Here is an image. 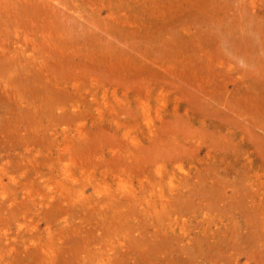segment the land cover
<instances>
[{"label": "rangeland", "instance_id": "obj_1", "mask_svg": "<svg viewBox=\"0 0 264 264\" xmlns=\"http://www.w3.org/2000/svg\"><path fill=\"white\" fill-rule=\"evenodd\" d=\"M68 1L70 3L73 1L76 7L82 6L83 9H80L82 12L88 5V9L84 11L86 13L89 10L88 13L75 16L77 13L69 8L74 4L70 6ZM77 1L78 5L75 0H66V5H62L63 0L62 2L59 0L58 7L56 0H52L53 3L55 2L56 9L62 8L63 11L62 14V11L57 9L58 14L56 18L54 17L55 30L56 32L58 30L60 34L66 26L64 29L69 36L64 35V38L69 37L68 43H75L73 45L75 48L78 44L82 46V49H80L81 46L77 48L81 55L75 51L78 58L74 53L70 54L71 51L66 53L67 58L63 57L65 55L63 53L56 54V58H53L49 56L51 53L47 52L48 59H45V63L42 62L44 59L40 58L38 62L34 60L38 63L36 65L34 61L31 62L32 57L28 58L32 51L30 48L27 52H23V55L20 50L13 52L14 55L17 53L16 59H12V55L7 56L6 60L12 56L7 64L5 63L8 61L0 59V142H3L0 143V173L2 174L0 180L4 183L0 181V201L5 198L1 192V186L4 185L3 191L6 198L3 201L6 204L7 201L9 204L13 202L11 205L8 204L10 207L7 205L5 208L6 204L3 201L1 202L4 204H0V245L6 247V243L11 240L21 243L23 236L27 243L31 240V236L39 241V236L45 233L43 229L47 227L50 216L53 227L56 228L57 245H61L59 251L64 253L68 249L70 252L67 254L73 255L76 264L78 262L81 264L77 259L83 254H88V258H91L96 252H92L93 248L104 247L102 249L106 250L112 245L117 246L120 238L128 240L135 248L139 255L138 259L146 261L148 258L151 264H170L173 263L170 262L172 257L178 258L177 264H264V230L260 227L262 219L254 213L257 211L251 206L253 200L251 196L255 189L252 184L256 180L259 181L260 175H264V0ZM80 2L85 5H80ZM90 2H97L98 6ZM127 2L130 5L129 3L127 5ZM61 5L66 9H63ZM93 6L96 7L94 11L96 13L88 16L92 14L90 10H95ZM141 6L145 8L142 7V9ZM78 8L76 12L79 11L78 14H80L81 11ZM112 9L114 10L111 11ZM121 9L124 10L120 14ZM71 11L75 14L72 15ZM99 12H101L99 15H102L101 19L106 20L107 23L108 16L115 14L114 18L110 17L109 22H113L112 26L122 22L124 25L114 26L115 28L110 23L106 25L102 22L103 20L99 21L100 16L96 15ZM13 14L15 12L11 10L12 21L5 22V16L2 17L4 22L0 20V35L3 36H0V40L2 38H5L3 39L5 41L11 40L33 30L31 32L37 33L39 41L42 40L39 49L45 52L42 49L45 47L42 46H46L47 41L42 39L41 29L32 26L33 28H27L29 32L25 31L24 25L28 19L20 17L21 23H17L16 19L12 18L21 15L18 14L15 17ZM82 14L87 18L92 17L88 19L91 23L93 22L94 27L98 28L97 25L101 27L94 29L89 20L81 17ZM116 14L119 19L117 24ZM94 15L96 19L93 18ZM65 17H69L68 20ZM131 18L136 24L133 25ZM58 19L64 21L63 23L66 22L61 26L62 28L59 27L62 22ZM94 22H97V25ZM87 24L92 26V31L98 30L96 31L98 35L93 34L96 33L94 31L92 36ZM108 25L112 27L113 32L107 29ZM130 25L133 26L129 27ZM70 27L76 29L72 30L75 31L72 36L69 33ZM46 28L49 27L46 26ZM101 28L104 33L100 30ZM110 32L113 34L109 35ZM101 35H105L106 41L105 37L102 40ZM120 38H123L121 42H119ZM125 41L127 44H124ZM27 45L31 46V44ZM86 49L101 60L92 63L93 59L85 56L90 55ZM24 56L28 58L30 64ZM18 58L25 60L28 65L23 60L20 63L21 60ZM49 59L50 62L46 61ZM86 59L87 62H85ZM107 59H109L108 64L105 62ZM127 59L130 60L127 61ZM118 60H121V63L124 61L123 65L127 63L123 66ZM10 61L11 66H7L11 63ZM40 61L43 64H40ZM54 61L58 64L53 63ZM15 62H18L20 67L15 66ZM50 64H55V67ZM60 64L63 66L61 67ZM27 66L32 69H28ZM44 66L48 69L42 70ZM58 66L60 67L57 69ZM54 70L57 71L54 72ZM31 74L33 75L29 76ZM10 76L12 78H9ZM33 76L35 82L31 81L34 80ZM25 77L32 79L28 81ZM56 78L59 80L56 81ZM30 82H32L31 85ZM19 88L22 90L20 91ZM5 90L9 93L7 94ZM11 90L13 93H10ZM16 90L18 94L15 93ZM206 92H212L214 95V97L211 96L212 101L210 95L205 99ZM15 96L21 99V103L17 102ZM25 97L28 98L23 99ZM247 101H252L250 103L252 106ZM212 102L216 107H212L214 105ZM243 102H247V105L243 104L246 107L242 105ZM13 103H17L19 108ZM105 103L108 104L109 109ZM112 103L113 106H110ZM219 103L223 104V107ZM76 104L80 110L75 106ZM228 104L232 106L229 105L228 108ZM242 106L245 111L246 108L248 109V115L251 116V120L253 119L249 121L250 123L245 120L250 116L238 114L239 110H243ZM22 115L25 116L22 117ZM146 115H150L153 123L156 124L154 128L158 132L154 131L155 135L147 127ZM10 116L9 120L13 122L11 125L12 122L8 121ZM8 124L10 127L7 126ZM18 127H20L19 130ZM146 133H149L148 136ZM225 133L229 134L226 136ZM134 137L142 144H139L138 148H134L131 143ZM196 139L199 146L192 144ZM128 147L129 151H127ZM210 149L211 154L207 152ZM131 152L132 157L128 159ZM192 158H196L197 162H191ZM67 164L69 167L66 169H70V172L75 174L74 178L78 179L76 182V187L79 184L78 191L82 189L87 196L86 200L79 199L80 202L85 200V203L80 204L79 201H74L70 204L71 207L68 201L62 203L61 190H59L62 187L61 179L64 178L61 173L64 170L62 167ZM181 165L185 168L184 174H180L183 171L180 169ZM134 169L136 171L148 169L149 173L155 175H159L157 170L164 173L167 176V190L171 187L168 184L170 180L168 173L171 170H177L179 175L184 176L177 179V174L174 177L181 191L173 194V202L166 204L165 208L153 209V214H149L153 219L146 210L142 209V205L133 203L130 207L122 206V198L108 200V194L104 192L105 187L114 188L118 182L124 181V184H131L134 176L135 181L131 186L138 185V176ZM129 170H134V175L130 174ZM10 173L12 178L14 174L18 179L13 180ZM121 177L124 179L119 180ZM261 177L264 178V176ZM27 184L32 189L31 192L28 186L23 187ZM94 184H99L98 188L103 192L95 191ZM55 188L58 190L55 191ZM50 191L59 195L55 194V197ZM78 191L75 194H79ZM9 198L13 201L8 200ZM46 199H50V202ZM52 201L56 203L51 204ZM65 206L71 209H65ZM124 211H129L131 215L127 216ZM204 211L223 217L234 216V220L231 221L233 223L231 233H233L228 240L222 241L220 245L206 244L193 247L194 250L191 247L188 255L178 244V237L173 239L174 234L167 235L163 229L161 231V225H168L176 218L194 219L192 224L196 226L205 216ZM69 217L71 222L67 223L65 218ZM21 227L24 228L19 231ZM136 227H141L144 234H141L139 230L136 232ZM198 229H201L200 226H196V230ZM20 232L23 236L18 235ZM8 235H12L11 240L4 238ZM161 242L166 244L164 252L156 254ZM173 242L176 244L173 245ZM252 242H259V245L255 248ZM6 249L10 250L9 247ZM26 252L22 251L20 255L14 253L24 257L27 255Z\"/></svg>", "mask_w": 264, "mask_h": 264}, {"label": "bare ground", "instance_id": "obj_2", "mask_svg": "<svg viewBox=\"0 0 264 264\" xmlns=\"http://www.w3.org/2000/svg\"><path fill=\"white\" fill-rule=\"evenodd\" d=\"M55 1V0H54ZM58 1L59 0H56V5L58 4ZM61 2H62V0H60ZM66 0H63V2H62V5L63 4H65L66 5V2H65ZM83 1V0H82ZM90 1V0H89ZM91 1H93V0H91ZM96 1V0H95ZM99 1V0H98ZM138 1H140V0H138ZM145 0H143V2H144ZM147 1V0H146ZM256 1V0H255ZM75 2L77 3L78 1L77 0H75ZM100 2V1H99ZM103 2H104V0H103ZM103 2H101V4H103ZM125 2V1H124ZM149 2V1H148ZM152 1H150L149 3H151ZM55 3V2H54ZM54 3L52 2V0H0V20H4V19H2V17H4L6 20H4L5 22H7V20H8V22H9V20H11V16L12 15H10V12H11V10H12V12H13V10H14V12H15V14H13L15 17L16 16H18V14H20L21 16H19V17H17V18H12L13 20H15L16 19V21H17V23H19L20 22V20H19V18L21 17H24V19L26 18V19H28L27 21H26V23H25V25H24V29H25V31H27V32H29L28 30H27V28H30V27H36V28H39V30L41 29V36H42V39H44V41H47V42H45L47 45L46 46H42V47H45V48H42L43 49V51H45V52H42L40 49H39V46H40V48H41V41L42 40H40L39 41V37H38V35H36L37 33L35 32V34L33 33V32H31V31H33V30H31L29 33H26L25 34V32H24V36L22 37V36H19V37H17V38H14V39H11V40H3V39H5V38H2V40H0V59H2V60H6V57L7 56H9V55H12V56H10V59H11V57H12V59L13 58H17L16 57V55H17V53H16V55H14V53L13 52H17V51H19L20 50V52H21V54L23 53V52H27L28 50H30V48H32L31 50V52H32V54H31V52H30V55H29V57L28 58H30V57H32V58H30V59H33L31 62L33 63V61L35 60V61H37L38 62V60L40 59V58H42V59H44L42 62H44L45 63V59H48L47 58V56H46V54H47V52L49 53H51V55H49V56H53V58L55 57L56 58V54H61L62 55V53H63V57H65L66 56V53L68 52L69 53V51H71L70 52V54H72V53H76V52H78L79 50L77 49L79 46H81V45H75V46H78L77 48H75L73 45L75 44H69L68 43V41H67V39L69 38H64V35L66 36H69L68 35V33L66 34V30L64 29L65 27H63V29L61 30V33L60 34H58L59 32H58V30H57V32H56V26H55V22L56 21H54V17L58 14V10H60L58 7H59V5H57L58 7H57V9H56V5H54ZM67 3H70L69 1L67 2ZM81 3V2H80ZM79 3V4H80ZM91 3V2H90ZM94 3V2H93ZM93 3H91V4H93ZM97 3V2H96ZM96 3H94L95 5H96ZM110 3V2H109ZM108 3V4H109ZM128 3L129 2H127V5H128ZM145 3H147V2H145ZM256 3V2H255ZM59 4H60V2H59ZM74 4L73 3V1H72V3H70V6H72V5ZM61 5V6H62ZM76 4H74V6L73 7H76L75 6ZM77 5H78V3H77ZM80 5H83L82 3L80 4ZM85 5V4H84ZM83 5V6H84ZM87 5V4H86ZM94 5V6H95ZM107 5V4H106ZM122 5V4H121ZM125 5H126V3H125ZM129 5H130V3H129ZM133 5V4H132ZM142 5H143V3H142ZM144 5H146V4H144ZM93 6V8L95 9L96 7H94ZM96 6H98V4L96 5ZM99 6H101L100 4H99ZM103 6H104V4H103ZM119 6V5H118ZM134 6V5H133ZM148 5H146V7H147ZM150 6V5H149ZM62 7H64L63 9H66L65 8V6H62ZM68 7H69V5L67 6V10H68ZM73 7H69V8H72V10L75 12V13H77L75 16H77V15H81V13H83V14H86V13H88V11H86V13H84V11L86 10V9H88V5H87V8H86V6H85V8L86 9H84L83 10V12L80 10V9H83L82 8V6H81V8H80V6L78 5L76 8H78V10H80L81 12H80V14H78L79 13V11L78 12H76L77 10H76V8L75 9H73ZM102 7V6H101ZM100 7V8H101ZM109 7H110V5H109ZM109 7H107V8H109ZM130 7V6H129ZM138 7V6H137ZM143 6H141V8H142ZM61 8V7H60ZM122 8H124L123 7V5H122ZM143 8H145V7H143ZM142 8V9H143ZM91 9V8H90ZM110 9H111V7H110ZM97 10H99V9H97ZM101 10V9H100ZM99 10V11H100ZM103 10V9H102ZM114 9H112L111 11H113ZM122 10H124V9H121V10H119L120 11V14L123 12ZM125 10H126V7H125ZM60 11H62V8H61V10ZM59 11V12H60ZM65 11V10H64ZM91 11V13L92 14H90V15H88V16H93V13H94V11H96V9L95 10H90ZM107 11V10H106ZM115 11H116V9H115ZM122 11V12H121ZM127 11V10H126ZM125 11V12H126ZM146 11V10H145ZM151 11V9L149 10V12ZM68 14H71L70 12H68V11H66ZM72 12V11H71ZM102 12V11H101ZM101 12H99L98 14H96V15H99ZM108 13H109V9H108V11H107ZM124 12V13H125ZM147 12H148V9H147ZM75 13H73L72 12V15L73 14H75ZM96 13V12H95ZM94 13V14H95ZM107 13V14H108ZM154 12H152V14H153ZM62 14H63V11H62ZM67 14V15H68ZM83 14H82V16L81 17H83V19H87V21L89 20V19H92V17H88L87 18V16L85 15V16H83ZM106 14V13H105ZM105 14H104V17H105ZM111 15H113L114 13H110ZM125 14H127V13H125ZM150 15H151V13H149ZM10 15V16H9ZM65 15V14H64ZM71 15V16H72ZM109 15V14H108ZM115 15V14H114ZM114 15L113 16H108V20L110 21V17H113L114 18ZM127 15H130V14H127ZM132 15H133V13H132ZM47 16H49V17H47ZM59 16H61V15H59ZM59 16H57V17H59ZM70 16V17H71ZM100 16V15H99ZM102 16V15H101ZM101 16H100V20L99 21H101V20H103V19H101ZM125 16V15H124ZM123 16V17H124ZM131 16V15H130ZM134 16H135V14H134ZM28 17V18H27ZM74 17V16H73ZM78 17V16H77ZM20 18V19H21ZM50 18V19H49ZM52 18H53V20H52ZM56 18V17H55ZM62 18H63V16H62ZM67 20H68V18L69 17H65ZM93 18H95V15H94V17ZM112 18V19H113ZM116 24H117V22H118V17H117V14H116ZM23 19V20H24ZM64 19V18H63ZM96 19V18H95ZM97 19H99V17L97 18ZM106 19V18H105ZM112 19H111V21H112ZM124 19H126V18H124ZM56 20V19H55ZM58 20H60V19H58ZM114 20V19H113ZM129 20V23L131 22L130 21V19H128ZM131 20L133 21V19L131 18ZM3 21V22H4ZM12 21V20H11ZM10 21V22H11ZM90 21V25H92L93 26V22L91 23V20H89ZM97 21V20H96ZM98 21V22H99ZM108 21V23L106 22V20H103L102 22H104L105 24L107 23V24H109L110 22ZM2 22V23H3ZM40 22H41V24H40ZM49 22V23H48ZM60 22H62L61 20H60ZM60 22H59V24H60ZM64 22V21H63ZM62 22V23H63ZM115 22V21H114ZM120 22H121V20H120ZM119 22V23H120ZM126 22H128L127 21V19H126ZM139 21H137V23H138ZM21 23V22H20ZM23 23V22H22ZM53 23V24H52ZM60 24V26L59 27H61L62 25H65V23H63V24ZM94 23H96V25H97V22H94ZM134 23H135V21H133V25H134ZM49 24H50V26H49ZM58 24V25H59ZM99 24V23H98ZM102 25H103V23H101ZM106 24V25H107ZM113 25V22H111L110 23V25ZM121 24H123V22L122 23H120V24H117L118 25V27H119V25H121ZM128 24V23H127ZM126 24V25H127ZM131 24V23H130ZM136 24V23H135ZM142 24V23H141ZM43 25V26H42ZM69 25V24H68ZM87 25H89V24H87ZM89 25V27H90V29L92 28V26H90ZM95 25V24H94ZM110 25H108L109 27H110ZM111 25V26H112ZM117 25H115L114 24V26H117ZM124 25V24H123ZM132 25V26H133ZM46 26H48L49 28L47 29L46 28ZM98 26V28L99 27H101V26H99V25H97ZM114 26H112L113 28H115ZM128 26V25H127ZM131 25L129 26V27H132ZM137 26H139V25H137ZM32 27V28H33ZM94 27V26H93ZM104 27V26H103ZM102 27V28H103ZM107 27V26H106ZM107 28L108 30L109 29H111L112 27H110V28ZM123 27V26H122ZM136 27V26H135ZM134 27V28H135ZM45 28L47 29V30H49V29H51V30H49L48 32H47V30H45ZM62 28V27H61ZM72 27H70V29H69V33H71L70 35L72 36V33L74 34V32L75 31H72L73 29H75V28H72ZM96 28V26L94 27V29ZM98 28H96V29H98ZM100 29V30H102L103 31V33H104V30L103 29ZM117 28V27H116ZM124 28V27H123ZM58 29V28H57ZM106 29V28H105ZM106 29V30H107ZM122 29V28H121ZM128 29V28H127ZM36 29L34 28V31H35ZM52 30H54V31H52ZM76 30V29H75ZM117 30H119L118 28H117ZM117 30H115L114 29V31H117ZM123 30V29H122ZM125 30V29H124ZM137 30V29H136ZM139 30H140V28H139ZM96 32V31H98V30H93L92 31V29H91V35L92 36H94L93 34H97V32L96 33H93L92 34V32ZM111 31L113 32V29H111ZM131 31V30H130ZM140 31H142V30H140ZM19 32V31H18ZM119 32H122V31H119ZM132 32H134L133 30H132ZM135 32H137V31H135ZM40 33V32H39ZM88 33V32H87ZM108 33V32H107ZM19 34V33H18ZM34 34V35H33ZM113 33H109V35H112ZM117 34V33H116ZM7 35V34H6ZM20 35V34H19ZM40 35V34H39ZM90 35V34H89ZM98 35V34H97ZM97 35H96V37H97ZM119 35V34H118ZM1 37H3L2 35H0ZM63 36V37H62ZM70 36V37H71ZM108 36V35H107ZM1 37H0V39H1ZM89 37V36H88ZM88 37H85V38H88ZM99 37V36H98ZM101 37H102V40H103V38L105 37V35L104 36H102L101 35ZM115 37V36H114ZM118 37V36H117ZM65 39V40H63V39ZM73 39H74V37H72ZM7 39H9L8 37H7ZM110 39V38H109ZM112 40H113V38H111ZM123 39V38H122ZM121 38L119 39V42H121L120 40H122ZM71 40V38L69 39V41ZM75 40H76V38H75ZM116 40H118V39H116ZM44 41H43V43H44ZM105 41H106V37H105ZM108 41V40H107ZM31 42V43H30ZM33 42V43H32ZM128 42V41H127ZM76 43H77V41H76ZM82 43H85V42H82ZM26 44H31V46L29 47L28 45L26 46ZM109 44V43H108ZM112 44V43H111ZM110 44V45H111ZM124 44H127L126 43V41L124 42ZM128 44H129V42H128ZM86 46V45H85ZM89 46V45H88ZM46 47H47V49H46ZM84 47V46H83ZM90 47V46H89ZM131 47H132V44H131ZM135 48H136V46H134ZM133 47V48H134ZM85 48H87V47H85ZM129 48V47H128ZM134 48V49H135ZM38 49H39V53H38ZM80 49H82V46H81V48ZM201 49H203V48H201ZM87 51H88V49H86ZM85 50V51H86ZM89 50H90V48H89ZM76 51V52H75ZM80 51H82V50H80ZM84 51V50H83ZM82 51V52H83ZM129 51H131V50H129ZM12 52V53H11ZM19 52V53H20ZM89 53H90V55L92 54V52L91 51H88ZM43 53H45V54H43ZM67 53V54H68ZM79 53V52H78ZM86 53V52H85ZM69 54V55H70ZM80 54V53H79ZM23 55V54H22ZM21 55V56H22ZM68 55V56H69ZM76 55V57H77V54H75ZM81 55V54H80ZM89 54H87V55H85V56H87L88 58H90V59H93V62L92 63H94V61L96 62V61H99V60H101V59H97L96 57H94V54H92V56H90ZM143 55V54H142ZM15 56V57H14ZM45 56H46V58H45ZM145 57H146V55H144ZM18 57H19V55H18ZM25 57V56H24ZM60 57V56H59ZM82 57V56H81ZM81 57H79V59L81 58ZM84 57V56H83ZM22 58V57H21ZM21 58H18V60H21ZM27 57H25V60L26 61H28V63L30 64L31 62H29V60H27L28 59ZM53 58H51L52 59V61H53ZM66 58H67V56H66ZM78 58V57H77ZM107 58H109V57H107ZM148 58H150V57H148ZM148 58H146V59H148ZM9 57L7 58V60L6 61H8V62H6L5 64H7V63H9ZM76 59V58H75ZM121 59V58H120ZM1 60V61H2ZM4 60V61H5ZM23 60V59H22ZM22 60L20 61V63H22ZM25 60H23V62H25V63H27ZM82 60V59H81ZM108 60L109 59H107V60H105V62L108 64L109 62H108ZM110 60H112V59H110ZM123 60V59H122ZM128 60H130V59H127V61ZM13 61V60H12ZM34 61V62H35ZM39 62L40 64H43L42 62ZM46 61H49L50 62V59L49 60H46ZM51 61V62H52ZM69 61V60H68ZM79 61V60H78ZM92 61V60H91ZM118 61H120V64H122L123 65V63H124V61H123V63H121V60H118ZM117 61V62H118ZM152 61V60H151ZM11 62V61H10ZM19 62V61H18ZM17 62V63H18ZM37 62H35L36 63V65L38 64ZM85 62H87V59H86V61ZM16 62H15V66L16 65H18ZM25 63H23V64H25ZM28 63H27V65H28ZM53 63H55V61L53 62ZM60 63H63V62H60ZM71 63H72V61H71ZM79 63H81L80 61H79ZM79 63H77V64H79ZM113 63H115L114 61H113ZM126 63L127 62H125V64L124 65H126ZM11 64H12V62L10 63V64H8L7 66H11ZM55 64H58V63H55ZM55 64H50L51 66L53 65L54 67H55ZM14 65V64H13ZM45 65V64H44ZM110 65V64H109ZM116 65H118V64H116ZM123 65V66H124ZM19 66V65H18ZM22 67H23V65H21ZM31 66H33V64H31ZM38 66H40V65H38ZM42 66V65H41ZM40 66V67H41ZM46 66V65H45ZM44 66V68H42V70L43 69H46L47 67H45ZM47 66H49V64L47 65ZM51 66L49 67V69L51 70L52 68H51ZM60 66L62 67L63 65L62 64H60ZM60 66H58L57 67V69L60 67ZM20 67V66H19ZM25 67V66H24ZM28 67H30V66H27V68ZM80 67H82V66H80ZM110 67V66H109ZM117 67V66H116ZM120 67V66H119ZM38 69H39V67H37ZM64 68V67H63ZM28 69H32V68H28ZM28 69H26V70H28ZM48 69V68H47ZM55 69V68H54ZM23 70V69H22ZM24 70H25V68H24ZM30 72H31V70H29ZM45 71V70H44ZM55 71H57V70H54V72ZM29 72V73H30ZM48 72L50 73V71L48 70ZM58 72H59V70H58ZM28 73V72H27ZM51 73H52V70H51ZM50 73V74H51ZM33 74H34V72H33ZM33 74H31V75H29V76H32ZM47 74V73H46ZM28 75V74H27ZM23 76V75H22ZM35 76V75H34ZM34 76H33V78H34ZM21 77V76H20ZM24 77V76H23ZM46 77V76H45ZM47 77H49L48 75H47ZM55 77H57V76H55ZM54 77V78H55ZM60 77H62V76H60ZM9 78H12L11 76L9 77ZM26 79H27V77H25ZM52 78V77H51ZM54 78H53V80H54ZM16 79V78H15ZM18 79H20V78H18ZM17 79V80H18ZM30 79H32L31 77L29 78V79H27L28 81L30 80ZM48 79H50V77L48 78ZM47 79V80H48ZM57 80H59V79H57L56 78V81ZM20 81V80H19ZM22 81V80H21ZM24 81V80H23ZM31 81H33V82H35V78H34V80H31ZM31 83L32 82H30V85H31ZM56 83H58V82H56ZM27 85H28V83H26ZM59 84V83H58ZM66 86V85H65ZM28 87V86H27ZM18 90V89H17ZM17 90L15 91V93H17L18 94V92H17ZM19 90H20V88H19ZM21 90H22V88H21ZM20 90V91H21ZM64 90V89H63ZM67 89H66V87H65V91H66ZM24 91V90H23ZM70 91H71V89H70ZM5 92H7V94L9 93L8 92V90H5ZM25 93H27V91L25 90L24 91ZM22 93V94H25V93ZM104 92V91H103ZM106 92V91H105ZM10 93H13L12 92V90L10 91ZM14 93V94H15ZM206 93H208V92H206ZM206 93H205V99L207 98L206 96H208V95H210V98H211V101H212V92L211 93H208L207 95H206ZM20 95V94H19ZM27 95V94H26ZM25 95V96H26ZM63 95V94H62ZM94 95V94H93ZM259 94H257V96H258ZM262 95V94H261ZM10 96H11V94H10ZM256 96V97H257ZM264 96V95H263ZM262 96V97H263ZM7 97H9V96H7ZM16 97V100H17V102L18 103H21V99L18 97V96H15ZM14 97V98H15ZM30 97V96H29ZM106 97V96H105ZM104 97V98H105ZM209 97V96H208ZM213 97H214V95H213ZM240 97V96H239ZM252 97H253V95H252ZM259 97V96H258ZM26 98H28V97H25V98H23V99H26ZM209 98V99H210ZM12 99H13V96H12ZM11 99V100H12ZM209 99H207V101H208V103L210 102L209 101ZM239 99V98H238ZM237 99V100H238ZM245 99H246V96H245ZM244 99V101H246ZM254 98H252V101L254 102V100H253ZM258 100H259V98H257ZM7 100V99H6ZM15 100V99H14ZM14 100H13V102H14ZM27 100H29V99H27ZM31 100V99H30ZM29 100V101H30ZM34 100H35V98H34ZM54 100V99H53ZM58 100H59V98H58ZM107 100V99H106ZM240 100V99H239ZM242 100V99H241ZM249 100V99H248ZM8 101H9V99H8ZM7 101V102H8ZM24 101V100H23ZM22 101V102H23ZM26 101V100H25ZM54 101H56V100H54ZM64 101H67V100H64ZM69 101V100H68ZM118 101V100H117ZM116 101V102H117ZM206 101V102H207ZM215 101V100H214ZM252 101H247L248 103H249V105H251L250 103L252 102ZM260 101V100H259ZM263 101H264V99H263ZM262 101V102H263ZM35 102V101H34ZM220 102H221V100H220ZM240 102H242V101H240ZM246 102V103H247ZM30 103V102H29ZM31 103H32V101H31ZM55 103V102H54ZM60 103V102H59ZM65 103V102H64ZM67 103V102H66ZM120 103H122V102H120ZM212 103L214 104V105H212ZM212 103H210L211 105H212V107L213 106H215L216 107V105H215V103L214 102H212ZM216 103H217V101H216ZM229 103V102H228ZM238 103H239V101H238ZM245 102H243L242 103V105L243 104H245V105H247ZM8 104V103H7ZM14 104V103H13ZM17 103H15L14 105H16ZM25 103H23V105H24ZM114 104H116V103H114ZM207 104V103H206ZM220 104V103H219ZM253 104V103H252ZM264 104V103H263ZM9 105V104H8ZM59 105V104H58ZM65 105V104H64ZM69 105H70V103H69ZM68 105V106H69ZM105 105H107L108 106V104H106L105 103ZM117 105V104H116ZM115 105V106H116ZM120 105V104H119ZM208 106H209V104H207ZM206 105V106H207ZM210 105V106H211ZM222 105V106H221ZM229 105L230 104H228V108H229ZM17 106H18V104H17ZM21 106V105H20ZM60 106H61V104H60ZM59 106V107H60ZM67 106V107H68ZM75 106H77V104L75 105ZM110 106H113V103H112V105H110ZM219 105H217V107H218ZM220 106L221 107H223V104H220ZM232 105H230V107H231ZM237 106H238V104H237ZM241 106V105H240ZM244 106V105H243ZM242 106V109L243 110H239L238 112H235V111H233L234 113H238L240 116H243V115H248L249 113H248V109L246 108V111H245V109H244V107H246V106H244L243 107ZM252 106V105H251ZM22 108V110H24L23 109V106H21ZM25 107V106H24ZM104 107V106H103ZM221 107H219V108H221ZM224 107H226V105H224ZM248 107V106H247ZM260 107V106H259ZM15 108V107H14ZM18 108H19V106H18ZM69 108H70V106H69ZM77 108H79L78 106H77ZM115 108V107H114ZM116 108H118V107H116ZM115 108V109H116ZM238 108V107H237ZM248 108H250V107H248ZM255 108V107H254ZM253 108V109H254ZM256 108H258V106L256 107ZM20 109V110H21ZM103 109V108H102ZM108 109H109V106H108ZM222 110H223V108H221ZM232 109V108H231ZM239 109V108H238ZM241 109V108H240ZM263 109H264V107H263ZM15 110H17V108L15 109ZM15 110H13L14 112H15ZM19 110V109H18ZM19 110V111H20ZM72 110V109H71ZM74 110H77V109H74ZM79 110H80V108H79ZM104 110V109H103ZM119 110V109H118ZM225 110V109H224ZM228 110H230V109H228ZM233 110H234V108H233ZM252 110V109H251ZM111 111V110H110ZM263 111V110H262ZM21 112H23V111H21ZM73 112V111H72ZM121 112V111H120ZM249 112H250V110H249ZM16 113H18L19 114V112H16ZM77 113V112H76ZM100 112H98V114H99ZM103 113H104V111H103ZM251 113V112H250ZM8 114V113H7ZM21 114V113H20ZM72 114H75V113H72ZM11 115V114H10ZM27 115V114H26ZM257 115V114H256ZM260 115V114H259ZM23 116H25V115H22V117ZM100 116V115H99ZM105 116V115H104ZM160 116V115H159ZM248 116H250V115H248ZM253 116V115H252ZM13 117H15V115L13 116ZM16 117H17V114H16ZM146 118H147V127H148V129H149V131L150 132H153V134L155 135V133H154V131L156 132V128H154V126L156 125V124H154L153 123V119L152 118H150V115L149 116H147L146 115ZM146 118H144V119H146ZM9 119H11V116L8 118V121H9V123L10 122H12V121H10ZM15 119V118H14ZM160 119H161V117H160ZM258 119H259V116H258ZM245 120H246V122H248V123H250L249 121L251 120V116H250V118H245ZM253 120V119H252ZM251 120V121H252ZM263 120V119H262ZM257 123V122H256ZM11 124H13V122L12 123H10V125ZM10 125L8 124L7 126L8 127H10ZM15 125V124H14ZM250 125V124H249ZM252 127H253V125H251ZM263 126V125H262ZM7 127V128H8ZM12 127H13V125H12ZM251 127V128H252ZM19 128L20 127H18V130H19ZM214 128H215V126H214ZM250 128V127H249ZM254 128V127H253ZM261 128H263V127H261ZM157 129H159V128H157ZM260 129V128H259ZM264 129V128H263ZM5 130V129H4ZM12 130V129H11ZM262 130V129H261ZM263 131V130H262ZM157 132H158V130H157ZM156 132V133H157ZM229 133H231V132H229ZM229 133H225L226 134V136L229 134ZM147 134V133H146ZM149 134V133H148ZM148 134H147V136H148ZM152 135V134H151ZM69 135H67V137H68ZM224 136V135H223ZM66 137V138H67ZM152 137H153V135H152ZM70 140H71V138L70 137H68ZM67 138V139H68ZM68 139V140H69ZM133 139V141L131 142L132 144H133V146H134V148H138L140 145H142L141 144V142H140V140H138L139 142H137V140H135L136 138L134 137V138H132ZM198 139H200V138H198ZM198 139H196V141L194 142V143H192V144H197L196 142H197V140ZM11 140V139H10ZM9 140V141H10ZM65 140V139H64ZM142 140V139H141ZM8 141V142H9ZM203 141V140H202ZM11 142H12V140H11ZM11 142H9V143H11ZM0 143H3V142H0ZM5 143V142H4ZM34 143V142H33ZM140 144V145H139ZM31 145H32V143H31ZM84 145V144H83ZM86 145H88V144H86ZM28 146V145H27ZM196 146H199L198 144L196 145ZM129 147L131 148V146L129 145ZM127 148V151H129L130 150V148ZM30 149V148H29ZM116 149V148H115ZM114 150V149H113ZM39 151V150H38ZM113 152H115V151H113ZM124 152V151H123ZM133 152V151H132ZM132 152H131V154L129 155V157H128V159H130L131 157H132ZM207 152H209V154H211L212 153V151H211V149L210 150H208ZM117 153V152H116ZM119 153H120V150H119ZM115 155H117V154H115ZM197 159L196 158H192V160H191V162H197L196 161ZM2 163V162H1ZM4 163V162H3ZM6 163V162H5ZM66 167H69V165L67 164V165H64V167H62V170L64 169H66ZM130 167V166H129ZM131 168H132V166H131ZM5 169V168H4ZM4 169H2V170H4ZM180 169H182L183 171H179L180 172V174H184V167L181 165L180 166ZM63 170V172H61V173H63V177L64 178H62L61 179V185H62V187L59 189V190H61V195H62V203L63 202H66V201H68L67 203H69L68 205H69V207H71V205L70 204H73V202L74 201H79L80 202V200L79 199H85L86 200V198H87V196H86V194H85V191H83L82 189H79V191H78V187H79V184H78V187H76V182H77V178L75 179L74 178V176H75V174L73 175V172H70V169H66L65 171ZM135 170V169H134ZM134 170L133 171H131V170H129V173L130 174H132V175H134ZM136 171V170H135ZM149 170L148 169H143V170H141V169H139L138 171H136L137 172V176H138V181H137V183H139L138 185H136V184H134L133 186H131L133 183H134V181H135V176L134 177H132V183L131 184H124V181L123 182H118V184L114 187V188H107V187H105L104 188V192L105 193H107L108 194V200L109 199H114V200H116L117 198H122V206H132V204L133 203H138L139 205H142V209H144V210H146L147 211V214L149 215V214H153V209H155V210H158L159 208L160 209H162V208H165L166 206V204H170V203H172L173 202V194H176V191H181V189L179 188V184L178 183H175V180H176V178H174L177 174H178V172H177V170H171V172H169L168 173V175H169V181H168V184L169 185H171V187L169 188V190H167V176L164 174V173H162V172H160L159 170H157V173L159 174V175H155L154 173H149L148 172ZM127 172V171H126ZM171 173V174H170ZM0 175H2L1 173H0ZM12 173H10V177L12 178ZM77 175H79V174H77ZM179 175V174H178ZM176 176L177 177V179H180V178H182V177H184V176H181V175H179V176ZM188 175V174H187ZM261 176H264V175H260L259 176V181L258 180H256V181H254L253 182V184H252V187H255V189H254V193L252 194V196H251V198H253V200L251 201L252 202V204H251V206L252 207H254L255 208V210L257 211V212H254V213H257L260 217H261V219H262V223L260 224V227L264 230V196H262L263 194H264V178H262ZM1 177V176H0ZM62 177V176H61ZM156 177V178H155ZM1 179V178H0ZM2 179H3V177H2ZM10 179V178H9ZM13 180H15V179H18V177H16L15 178V175L13 174V178H12ZM11 179V180H12ZM124 178H119V180H123ZM175 179V180H174ZM263 179V180H262ZM12 180V181H13ZM1 182H2V180H0ZM3 183V182H2ZM4 184V183H3ZM107 184H108V182H107ZM106 184V185H107ZM1 185V184H0ZM95 185V191L97 190V191H99L100 193L101 192H103V190H101V189H99L98 188V186H99V184H94ZM168 185V186H169ZM24 186H28V184L27 185H23V187ZM109 186V185H108ZM111 186V185H110ZM112 186H114V185H112ZM2 187V190H1V192L3 193V195H5V198H6V194H4V191H3V188L5 187L4 185H2L1 186ZM30 186H28V188H29ZM94 187V186H93ZM101 187V186H100ZM8 188V187H7ZM25 188V187H24ZM27 188V189H28ZM51 188V187H50ZM1 189V188H0ZM29 189H31V188H29ZM28 189V190H29ZM52 189V188H51ZM50 189V190H51ZM75 189V190H74ZM7 190V189H6ZM5 190V191H6ZM25 190V189H24ZM54 190V189H53ZM56 190H58V188L56 189L55 188V191ZM73 190H74V192H73ZM7 191H9V190H7ZM14 191V190H13ZM25 191H27V190H25ZM24 191V193H26ZM30 192L32 191V189L31 190H29ZM78 191V193L79 194H75L76 192ZM23 192V191H22ZM52 194H57L56 192L55 193H53L54 191H50ZM58 192V191H57ZM1 193V194H2ZM51 193H49L50 195H51ZM10 194V193H9ZM23 194V193H22ZM29 194V193H28ZM46 194V193H45ZM2 195V196H3ZM57 195H59V194H57ZM123 196V197H120V196ZM11 196V195H10ZM23 196V195H22ZM26 196H28V195H26ZM52 196V195H51ZM50 196V197H51ZM248 196H250V195H248ZM17 197V196H16ZM55 197H56V195H55ZM5 198L4 199H2L1 201H3V200H5ZM10 198H12V196L10 197ZM10 198L8 199V200H10ZM14 198V197H13ZM28 198H29V196H28ZM46 198H48V197H46ZM52 198V197H51ZM53 198H54V196H53ZM59 198V197H58ZM16 199V198H15ZM25 199H26V197H25ZM46 200H48V199H46ZM50 200V199H49ZM48 200V202H50ZM85 200H81V202H80V204L83 202V203H85L86 201ZM0 201V204H4L5 203V201H3V202H1ZM11 201V200H10ZM12 201H13V199H12ZM11 201V202H12ZM15 201V200H14ZM43 201H44V199H43ZM60 201V200H59ZM10 202V203H11ZM41 202V201H40ZM44 202H47V201H44ZM44 202H42L43 204H44ZM61 202V201H60ZM52 203H56L55 201L53 202H51V204ZM6 204V203H5ZM9 203H8V201H7V204L4 206V208L8 205ZM11 204H13V202L11 203ZM11 204H9V205H11ZM66 204V203H65ZM79 204V203H78ZM8 205V207H10ZM46 205H47V203H46ZM48 205H49V203H48ZM76 205H77V202H76ZM44 206V205H43ZM50 206V205H49ZM60 206V205H59ZM62 206H64V205H62ZM74 206H75V203H74ZM80 206V205H79ZM120 206V205H119ZM52 207H54V206H52ZM58 207V206H57ZM69 207H66L65 206V209L66 208H68V210L69 209H71V208H69ZM4 208L2 209V210H4ZM45 208H46V206H45ZM75 208V207H74ZM86 208V207H85ZM7 209V208H6ZM42 209H43V207H42ZM47 209H48V207H47ZM52 209V208H51ZM55 209H57V208H55ZM54 209V210H55ZM63 209V208H62ZM61 209V210H62ZM118 209V208H117ZM48 211H49V209H48ZM82 211V210H81ZM47 212V211H46ZM50 212V211H49ZM53 212H55V211H53ZM60 212V211H59ZM58 212V213H59ZM71 212H72V210H71ZM126 211H124V213H125ZM204 213H205V216L203 217V219H201V221L200 222H198L197 224H196V226H200V228L201 229H198V230H196V226L194 225V224H192V222H194V219H183V218H181V219H179V218H176L175 219V221L174 222H172V223H170V224H164V225H161V231H165L166 233H167V235L169 234V233H172V234H174V238L173 239H177V237H178V239H179V242H178V240H177V242H178V244H180L181 246H182V248L183 249H185V252L189 255V253H188V251H190L189 249L192 247V250H194V248L193 247H201L202 245L204 246V245H206V244H208V245H220L221 244V242L222 241H226V240H228L230 237H231V235H232V233H231V231H232V227H233V223H231V221L232 220H234V216H226V217H223V216H219L218 214H216V215H214L213 213H211V212H209V211H204ZM79 214V213H78ZM126 215L127 216H130L131 214H130V212L129 211H127L126 212ZM53 216V215H52ZM150 216V215H149ZM150 218L151 219H153V217H151L150 216ZM78 219V218H77ZM65 220L67 221V223H70L71 222V219H70V217L69 218H65ZM47 226V227H46ZM46 226H43V227H46L45 229H43V232H45L43 235H40L39 237V241H36V239L34 240V238L31 236V240H29V243H27V241H24V236L23 235H21V233L23 232H20V234L18 233V235H21V236H23V238H22V241L23 242H17V240L16 239H14V240H16V242L18 243H16V242H14V241H12L11 240V236L13 235H8V236H5L4 238H6V239H9V240H11V241H8L7 243H6V247H9L10 248V250L9 251H7V249H6V247H3V246H1L0 245V264H15V263H19V264H76V261H74V259H73V255H68L67 253L68 252H70V251H68V249L63 253V252H60L59 251V247H61V245L60 244H58L57 245V243H58V241H57V233H55V231H56V228H54L53 227V223H52V220L50 219V216H49V219L47 220V225ZM39 227H41V226H39ZM20 228V227H19ZM22 228V227H21ZM24 228V227H23ZM23 228L22 229H18L19 231H21V230H23ZM30 228V227H29ZM29 228H27V229H29ZM163 229V230H162ZM136 232L139 230V232L142 234L143 233V231L141 230V227H136ZM61 233V232H60ZM221 233H224L225 235H222ZM254 233V232H253ZM63 234V233H62ZM144 234V233H143ZM60 235V234H59ZM59 235H58V237H59ZM259 235V234H258ZM1 237V236H0ZM35 237V236H34ZM166 237V236H165ZM28 238V237H27ZM61 238V237H60ZM25 239H26V237H25ZM29 239V238H28ZM170 239V238H169ZM58 240H59V238H58ZM60 240H62V239H60ZM172 240V239H171ZM63 242V241H62ZM61 243V242H60ZM65 243V242H64ZM162 243V242H161ZM259 243V242H258ZM258 243H253L252 242V246H254L255 248H256V245H259ZM22 244H23V246H22ZM108 244V243H107ZM174 244H176L175 242H173V245ZM109 245V244H108ZM157 245V244H156ZM161 246L158 248V251L156 252V254L157 253H160V254H162L163 252H164V246L166 245L165 244V242H163L162 244H160ZM158 246H159V244H158ZM253 247V248H254ZM23 248V249H22ZM70 248V247H69ZM97 248V247H96ZM102 248H104V247H98L97 249H95V248H93V250H92V252H95V256L94 255H92V257L91 258H88L89 256H88V254H83V256L80 258V257H78V261L80 260V262H81V264H151L150 262H149V260H148V258H147V260L146 261H141L140 259H138L139 258V255H137V253L138 252H136L135 251V248L132 246V245H130V243L128 242V240H126V239H122V238H120L119 239V241H118V245L116 246H111L110 248H108V249H102ZM124 248V249H123ZM78 249V248H77ZM75 250H76V248H75ZM178 250V249H177ZM182 250V249H181ZM180 250V251H181ZM201 250H202V248H201ZM22 251H27L26 253H27V255L26 256H24V257H19V256H17V255H20L21 253L20 252H22ZM29 251V252H28ZM58 251L60 252V253H58ZM74 251V250H73ZM73 251H71V252H73ZM206 251V250H205ZM252 251V250H251ZM17 254H15V253ZM191 252V251H190ZM257 252V251H256ZM256 252H254V253H256ZM259 252H262V251H259ZM259 252H258V254H259ZM20 253V254H19ZM63 253V254H62ZM77 253V252H76ZM75 253V254H76ZM83 253V252H82ZM253 253V252H252ZM24 254H25V252H24ZM159 254V255H160ZM191 254V253H190ZM234 254V253H233ZM249 254V253H248ZM257 254V253H256ZM81 255V254H80ZM192 255H195V254H192ZM250 255V254H249ZM248 256V255H247ZM258 256V258H259V256H260V254L259 255H257ZM188 257V256H187ZM250 257H252V256H250ZM75 258V257H74ZM173 259H171L170 260V262H173V263H170V264H177V261H178V258H176V257H172ZM236 258H238V257H236ZM249 258V257H248ZM134 259V260H133ZM154 258H152V260H153ZM256 260H258L257 258H255ZM133 260V261H132ZM182 260V259H181ZM184 260V259H183ZM182 260V261H183ZM189 260V259H188ZM205 260V259H204ZM208 260V259H207ZM180 261V260H179ZM181 261V262H182ZM140 262V263H139ZM153 262V261H152ZM180 262V263H181ZM260 262V261H259ZM258 262V263H259ZM78 264H79V262H78ZM202 264V263H201ZM203 264H207V263H203ZM261 264V263H260Z\"/></svg>", "mask_w": 264, "mask_h": 264}]
</instances>
